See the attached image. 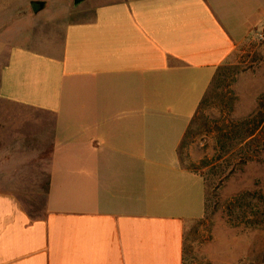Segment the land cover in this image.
Instances as JSON below:
<instances>
[{"label": "crops", "instance_id": "1", "mask_svg": "<svg viewBox=\"0 0 264 264\" xmlns=\"http://www.w3.org/2000/svg\"><path fill=\"white\" fill-rule=\"evenodd\" d=\"M20 2L0 0V264H184L207 188L180 145L264 0Z\"/></svg>", "mask_w": 264, "mask_h": 264}, {"label": "rangeland", "instance_id": "2", "mask_svg": "<svg viewBox=\"0 0 264 264\" xmlns=\"http://www.w3.org/2000/svg\"><path fill=\"white\" fill-rule=\"evenodd\" d=\"M263 28L255 29L235 61L217 70L214 77L220 80L212 95L214 77L202 75L203 99H211L202 111V133L188 140L180 163L202 176L208 209L204 219L186 225L184 264H264V201L255 200L253 211L233 206L240 194L264 197V130L249 145L233 141L232 134L234 126L256 113L264 94V41L257 39ZM0 46L1 64L6 49Z\"/></svg>", "mask_w": 264, "mask_h": 264}, {"label": "trees", "instance_id": "3", "mask_svg": "<svg viewBox=\"0 0 264 264\" xmlns=\"http://www.w3.org/2000/svg\"><path fill=\"white\" fill-rule=\"evenodd\" d=\"M219 80H220L219 75L216 74V76L214 77V81L212 83V87H211L212 88L211 95L216 89L217 84L219 83ZM210 99H211L210 96L207 95V97L204 98L202 102L200 103V106L190 125V128L188 129L180 145V151L184 150L187 147L188 140L191 137H195L202 133V128H203L202 127V111L204 109V105ZM259 130H264V94H262L260 98L258 99L256 113L253 116L249 117L248 119L243 120L238 125L234 126V129L232 131V134L234 135L233 141L237 140L239 144H246L248 141L250 142V140L254 138L255 134ZM248 143L246 145H249ZM186 169L191 172L199 174V172H197L192 167H188ZM255 200L261 202V201H264V197L260 195H256V194H251V193L240 194L235 198L233 206L235 209H238V210L240 209L239 211H243L245 208H249V210L251 209V211H253V208H254L253 203ZM207 209L208 207H207V200H206V214H207ZM262 217H264V215Z\"/></svg>", "mask_w": 264, "mask_h": 264}, {"label": "built area", "instance_id": "4", "mask_svg": "<svg viewBox=\"0 0 264 264\" xmlns=\"http://www.w3.org/2000/svg\"><path fill=\"white\" fill-rule=\"evenodd\" d=\"M257 39L259 41H264V28L258 32Z\"/></svg>", "mask_w": 264, "mask_h": 264}, {"label": "water", "instance_id": "5", "mask_svg": "<svg viewBox=\"0 0 264 264\" xmlns=\"http://www.w3.org/2000/svg\"><path fill=\"white\" fill-rule=\"evenodd\" d=\"M85 1H87V0H74V5H75V6H80V5L83 4Z\"/></svg>", "mask_w": 264, "mask_h": 264}]
</instances>
